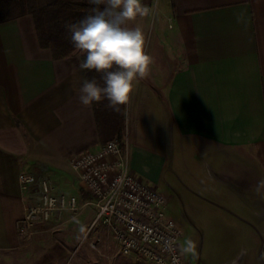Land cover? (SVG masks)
<instances>
[{
    "label": "crops",
    "instance_id": "crops-1",
    "mask_svg": "<svg viewBox=\"0 0 264 264\" xmlns=\"http://www.w3.org/2000/svg\"><path fill=\"white\" fill-rule=\"evenodd\" d=\"M142 4L155 11L156 34L160 36V23H167L163 36L172 65L166 80L151 90L155 110L150 119L142 117L126 137L130 170L160 186L165 169L181 173L184 165L182 184L190 199L197 198L202 207L204 200L214 201L236 216L232 227L246 231L247 240L250 210L259 212L264 257V0ZM142 18L128 25L136 27ZM81 61L78 50L57 59L42 48L30 14L0 23V254L22 247L18 221L34 196V185L23 190L20 173L32 172L40 183L48 178L55 193L74 194V182L61 180L69 159L117 136L100 132L93 105L79 102L87 78ZM189 152L196 157L190 154L189 164L182 163ZM197 160L204 174H196ZM81 197L90 199L85 191ZM165 197L169 215L184 226V198L169 183ZM85 211L89 224L96 208L89 204ZM68 214L63 212L62 219ZM42 231L34 226V233ZM93 234L98 237L91 235L84 244L96 249L98 258L77 255L57 263L41 257L36 264L136 263L132 255H118L105 227L98 226ZM233 256L220 263L244 264L241 252Z\"/></svg>",
    "mask_w": 264,
    "mask_h": 264
},
{
    "label": "rangeland",
    "instance_id": "rangeland-1",
    "mask_svg": "<svg viewBox=\"0 0 264 264\" xmlns=\"http://www.w3.org/2000/svg\"><path fill=\"white\" fill-rule=\"evenodd\" d=\"M148 16H144L141 22H138L136 27H140L145 33V47L144 51L153 57L154 62L150 65V71L147 76L133 82V91L130 94L129 100L125 103L124 110V137L129 136L130 130H135L139 126L142 117L150 119L154 109V102L150 99L151 90L153 86L162 84L166 80L170 67L172 65V55L170 46L165 40L163 33L167 30V23L164 20L160 23V36L156 34L158 26V19L155 15L153 8H150ZM157 35L159 38H157ZM78 53L79 50H78ZM83 57V54L80 53ZM153 103V104H151ZM183 153V152H182ZM196 157V153L192 152L187 155L186 161L182 160L185 164L192 160L191 155ZM184 165H180V172L183 173ZM194 170L196 174H201L204 170L199 161H195ZM32 173V172H31ZM181 173H172V170L165 169L162 174L161 184L156 187L162 194L167 195V183L175 187L180 193L183 201L182 212L186 218V224L180 227L182 231V249L184 255L189 258L191 264H240L238 262H226L228 258H233V254L241 252L244 255V264H264V257H262V230L259 227V222L262 216L259 212H252L250 210V239L247 240L245 232L241 229L237 230L236 225L232 227V220L236 216L229 214L226 210L222 209L215 202L204 200L206 205L200 206L199 200L190 199V196L185 193L183 188V178ZM33 174V173H32ZM32 185L34 196L29 204H37L40 201L41 183L40 179H36ZM61 180L73 181L77 187L80 195H83L81 183L77 174L71 169L69 163L68 168L65 169ZM46 180L50 181L48 178ZM53 184V181H50ZM187 197V198H186ZM181 201V200H179ZM182 207V205H180ZM88 205L81 207L76 215L68 214L67 219H62V214L54 216L46 222L36 224L37 230H46L39 233H34L31 242L28 243L22 237V247L12 253L0 254V264H36L39 258L43 257V261H55L57 263L64 260L66 257H74L80 255L82 257L95 256L98 258V252L88 247L84 243L87 239H91L95 228L85 237L84 234L89 228L88 215L85 216V210ZM70 218L72 220H70ZM76 223L70 226V222ZM220 221H225V224H219ZM217 222V224H215ZM219 222V223H218ZM228 223V224H227ZM87 229L82 226H86ZM81 226V227H80ZM81 230V233H80ZM102 233H100L101 235ZM240 236V237H239ZM245 238V239H244ZM191 240L194 245V253L186 252V242ZM39 242V244L37 243ZM112 252V251H111ZM110 252V253H111ZM114 253V252H112ZM111 253V255H112ZM232 254V255H231ZM115 255V254H114ZM116 256V255H115ZM133 261L140 262L137 258ZM95 262V261H94ZM145 264V262H141ZM149 264V263H147Z\"/></svg>",
    "mask_w": 264,
    "mask_h": 264
},
{
    "label": "built area",
    "instance_id": "built-area-1",
    "mask_svg": "<svg viewBox=\"0 0 264 264\" xmlns=\"http://www.w3.org/2000/svg\"><path fill=\"white\" fill-rule=\"evenodd\" d=\"M83 191L66 195L55 193L48 180H42L40 201L27 204L18 221L20 235L28 243L34 226L63 212L76 215L81 207L93 205L96 213L85 232L105 227L117 246L119 256H134L149 264H191L182 249V231L168 213V202L156 187L131 172L127 139L112 138L99 148L85 150L69 159ZM35 181L34 175L22 172L23 190Z\"/></svg>",
    "mask_w": 264,
    "mask_h": 264
},
{
    "label": "clouds",
    "instance_id": "clouds-1",
    "mask_svg": "<svg viewBox=\"0 0 264 264\" xmlns=\"http://www.w3.org/2000/svg\"><path fill=\"white\" fill-rule=\"evenodd\" d=\"M89 3L94 5L90 14L65 24L71 33L70 42L83 54L80 69L93 71L99 78L94 75L84 79L78 99L85 107L106 99L107 107L118 111L120 105L128 102L133 82L144 79L154 62L144 51V31L128 25L137 16L149 15L151 10L142 0H89ZM194 248V243L188 240L184 250L194 253Z\"/></svg>",
    "mask_w": 264,
    "mask_h": 264
},
{
    "label": "trees",
    "instance_id": "trees-1",
    "mask_svg": "<svg viewBox=\"0 0 264 264\" xmlns=\"http://www.w3.org/2000/svg\"><path fill=\"white\" fill-rule=\"evenodd\" d=\"M93 7L89 0H0V23L25 14L32 15L40 46L49 49L53 57L59 59L77 50L70 42L71 33L65 24L79 21L90 14ZM85 71L88 79L97 75L93 71ZM100 83L103 85V81ZM107 103L105 99L92 104L98 129L100 132L114 131L116 138L123 139L125 104L120 105L117 111L107 107Z\"/></svg>",
    "mask_w": 264,
    "mask_h": 264
}]
</instances>
